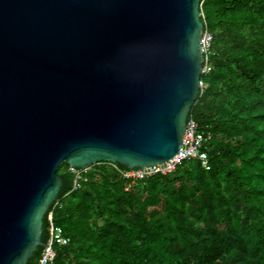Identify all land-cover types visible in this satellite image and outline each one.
I'll return each instance as SVG.
<instances>
[{"label": "water", "instance_id": "water-1", "mask_svg": "<svg viewBox=\"0 0 264 264\" xmlns=\"http://www.w3.org/2000/svg\"><path fill=\"white\" fill-rule=\"evenodd\" d=\"M201 0H0V264L44 244L62 163L181 148L200 90Z\"/></svg>", "mask_w": 264, "mask_h": 264}, {"label": "trees", "instance_id": "trees-1", "mask_svg": "<svg viewBox=\"0 0 264 264\" xmlns=\"http://www.w3.org/2000/svg\"><path fill=\"white\" fill-rule=\"evenodd\" d=\"M200 10L210 70L189 114L212 135L210 168L191 159L133 181L100 163L71 191L62 163L43 224L45 240L52 211L70 237L55 264H264V0H201Z\"/></svg>", "mask_w": 264, "mask_h": 264}, {"label": "built area", "instance_id": "built-area-1", "mask_svg": "<svg viewBox=\"0 0 264 264\" xmlns=\"http://www.w3.org/2000/svg\"><path fill=\"white\" fill-rule=\"evenodd\" d=\"M204 14L200 10V17H203ZM212 43V34L203 27L201 37H200V46L203 54V64L201 69V74L208 73L210 70L208 64V54L210 52ZM203 87L202 81H200V88ZM211 133H205L199 130L198 124L192 115L188 114L186 121V128L183 136V141L181 148L175 156L172 158L158 163L152 166L143 167V168H125L121 167L118 163L112 161H101L94 163L92 165L86 166L85 168H76L71 166V171L75 174L74 182L71 191L77 189L79 186V181L81 179H87L84 175L86 172L91 170L93 165L100 163H107L116 169L125 179L129 180H144L149 177H152L157 174L166 175L173 173L177 167L182 164L184 161L191 159H199L202 162V165L209 169L210 165L208 163V143L211 141ZM59 201L53 203L56 206ZM48 225H49V234L44 240L42 246V251L40 258L36 264H55L56 250L55 245L65 246L70 243V237H68L62 227L56 225L53 221L52 211L48 213Z\"/></svg>", "mask_w": 264, "mask_h": 264}]
</instances>
